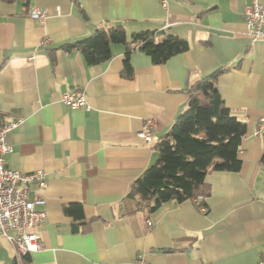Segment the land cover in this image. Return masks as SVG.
Wrapping results in <instances>:
<instances>
[{"label":"crops","instance_id":"crops-1","mask_svg":"<svg viewBox=\"0 0 264 264\" xmlns=\"http://www.w3.org/2000/svg\"><path fill=\"white\" fill-rule=\"evenodd\" d=\"M264 0H0V122L8 134V167L46 173L29 197L46 199L36 232L42 248L28 264H256L264 256V39L253 41L246 6ZM47 9L41 22L32 9ZM121 24L127 39L149 31L186 39L189 49L160 64L126 45L89 64L63 45L102 26ZM47 40V42H44ZM53 54V56H51ZM218 68L217 85L233 115L247 123L238 171L211 170L205 213L193 199L136 210L131 183L158 158L156 143L186 108V89ZM82 89L89 109H71L62 93ZM151 120L152 140L139 132ZM12 233V232H11ZM0 235V264L19 263Z\"/></svg>","mask_w":264,"mask_h":264},{"label":"trees","instance_id":"trees-1","mask_svg":"<svg viewBox=\"0 0 264 264\" xmlns=\"http://www.w3.org/2000/svg\"><path fill=\"white\" fill-rule=\"evenodd\" d=\"M115 43L126 45L123 76L129 78L133 76L130 54L137 48L155 64L189 49L188 41L182 37L167 35L157 41L155 33L149 31L128 40L121 24L98 27L90 36L63 47L78 49L89 64L95 65L112 57ZM226 69L218 68L186 89V108L156 143L157 160L130 185L127 198L134 201L136 210L153 212L166 201L187 199H193L200 210L211 193L207 174L211 170L241 168L239 150L247 123L232 114L219 91L217 82ZM261 162L264 163V153ZM199 196L203 199L198 201ZM29 259L27 254H21L15 264H28Z\"/></svg>","mask_w":264,"mask_h":264},{"label":"built area","instance_id":"built-area-1","mask_svg":"<svg viewBox=\"0 0 264 264\" xmlns=\"http://www.w3.org/2000/svg\"><path fill=\"white\" fill-rule=\"evenodd\" d=\"M163 7H168L170 0H160ZM184 1V0H175ZM31 17L44 22L50 15L47 9H32ZM248 34L253 41L264 39V5L253 1L244 11ZM44 42H47L45 40ZM62 101L71 109H89L87 96L82 89L73 88L62 93ZM263 120L258 131L263 125ZM21 121L4 120L0 122V235L13 242L22 254L39 251L42 242L36 232V226L46 218V199L41 196L29 197L31 185L46 186V173L35 170L29 173L10 168L5 163V155L12 151L8 142L10 131L19 126ZM153 123L148 120L139 135L149 143L152 140ZM202 200L201 196L196 198ZM201 212L207 211L202 206ZM12 232V233H11ZM133 264H149L146 255L142 252L135 256ZM256 264H264L262 256Z\"/></svg>","mask_w":264,"mask_h":264}]
</instances>
